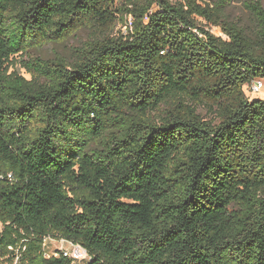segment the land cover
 <instances>
[{
	"label": "trees",
	"instance_id": "trees-1",
	"mask_svg": "<svg viewBox=\"0 0 264 264\" xmlns=\"http://www.w3.org/2000/svg\"><path fill=\"white\" fill-rule=\"evenodd\" d=\"M231 3L0 0V264H77L46 256L62 239L81 264H264V5Z\"/></svg>",
	"mask_w": 264,
	"mask_h": 264
},
{
	"label": "rangeland",
	"instance_id": "rangeland-1",
	"mask_svg": "<svg viewBox=\"0 0 264 264\" xmlns=\"http://www.w3.org/2000/svg\"><path fill=\"white\" fill-rule=\"evenodd\" d=\"M215 0H203L205 3H212ZM247 0H232V3L228 9V13L231 16L232 20L235 22L241 23L244 26H251L253 24V18L245 8L244 4ZM264 5V0H260ZM211 31L217 35L224 37L221 30L219 28H211ZM126 28L121 24H118L115 28L114 34L120 35L121 33H125ZM90 39V31L89 30H81L74 37L70 38L67 42L61 45L48 46L45 49L37 50L32 52L29 57H25L24 60L31 58L32 56H42L44 58H54L56 54L62 55L66 59H72L74 57L75 49L81 47L85 42ZM21 57H17L16 65L11 69V72L17 71L30 79V74H28L27 70L23 67L22 63H20ZM264 82V81H263ZM245 91L250 99L264 100V88L260 92L259 95L253 96L248 87H245ZM200 114L206 119L210 121L212 119V115L203 107L200 108ZM67 248V246H64ZM62 248V244L56 242L55 240L48 241L47 243V251L50 255L54 252Z\"/></svg>",
	"mask_w": 264,
	"mask_h": 264
},
{
	"label": "built area",
	"instance_id": "built-area-1",
	"mask_svg": "<svg viewBox=\"0 0 264 264\" xmlns=\"http://www.w3.org/2000/svg\"><path fill=\"white\" fill-rule=\"evenodd\" d=\"M132 26V18L129 19L128 21V27L126 28V31L128 28H131ZM264 80H256L253 81L248 89L249 92L253 95V96H257L260 94V92L262 91V89L264 88ZM56 242H59L62 244V248L57 250L56 252H54L52 255H54L55 257H58L60 255L66 257V258H70L74 261V263L77 264H81L84 260H86L88 258V253L87 251L80 245L78 244H74L70 241L67 240H57ZM64 246H67V248H65ZM52 255H50L47 251L46 256L47 257H51Z\"/></svg>",
	"mask_w": 264,
	"mask_h": 264
}]
</instances>
